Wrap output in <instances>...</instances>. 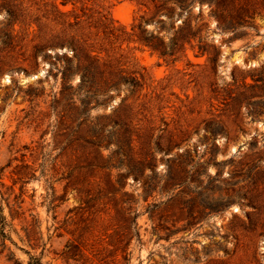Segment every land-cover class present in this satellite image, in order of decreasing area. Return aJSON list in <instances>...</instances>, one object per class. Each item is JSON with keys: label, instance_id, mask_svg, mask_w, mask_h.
Returning a JSON list of instances; mask_svg holds the SVG:
<instances>
[{"label": "rangeland", "instance_id": "obj_1", "mask_svg": "<svg viewBox=\"0 0 264 264\" xmlns=\"http://www.w3.org/2000/svg\"><path fill=\"white\" fill-rule=\"evenodd\" d=\"M218 2L0 0V264H264V0Z\"/></svg>", "mask_w": 264, "mask_h": 264}, {"label": "trees", "instance_id": "obj_2", "mask_svg": "<svg viewBox=\"0 0 264 264\" xmlns=\"http://www.w3.org/2000/svg\"><path fill=\"white\" fill-rule=\"evenodd\" d=\"M195 0H174V4L180 8V12H182L183 10L187 9ZM202 1V0H200ZM217 4H219L218 0H216ZM173 11V9H172ZM172 11H170L169 13V16L170 14H172ZM150 19H146L144 16H141V21L140 23L138 24V28L141 29L142 33L144 32V29L143 27L145 26L146 22H148ZM186 28H188V24L186 23L185 24ZM223 27V26H222ZM227 26H224L223 28H226ZM230 28H232L233 30H235V26L234 25H230ZM182 29V28H181ZM234 35H236V33H234ZM141 44H143L144 46H148L150 49H152L153 51L157 52L159 54V56L161 57H167V56H170L172 54V51H170V49H167V47L164 46L163 44V41L162 40H157L155 42H152L150 41L149 39H147L146 37H144L142 35V37L139 39ZM64 44H69L68 42L67 43H64ZM89 70V74L92 75V72H90V69ZM64 74V78L67 79L71 76V71H66V73H63ZM93 74H94V71H93ZM92 80V79H91ZM115 83H112L110 85H108V88L110 87H115ZM1 209V207H0ZM2 218V225L4 226L5 225V222L3 221L4 218ZM1 237H5V233L3 232V230H1V233H0ZM34 260H36L35 257H33ZM29 264H41V262L38 260H36V262L34 263H29Z\"/></svg>", "mask_w": 264, "mask_h": 264}]
</instances>
